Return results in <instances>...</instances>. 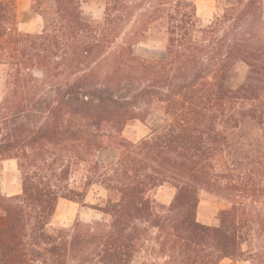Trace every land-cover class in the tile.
Masks as SVG:
<instances>
[{"label": "trees", "instance_id": "trees-1", "mask_svg": "<svg viewBox=\"0 0 264 264\" xmlns=\"http://www.w3.org/2000/svg\"><path fill=\"white\" fill-rule=\"evenodd\" d=\"M216 2L221 14L200 28L191 0H105L100 25L82 0H31L43 21L31 34L18 30L15 0L0 1V160L21 176L20 194L0 192V264H131L152 234L169 264H219L242 259L254 231L253 264H264V0ZM163 19L165 57L135 55ZM238 63L248 73L234 86ZM155 106L166 126L121 138ZM109 147L117 158L96 160ZM165 184L175 196L161 215L150 193ZM93 186L103 205L86 204ZM202 192L230 204L217 226L196 219ZM59 199L104 218L50 233Z\"/></svg>", "mask_w": 264, "mask_h": 264}, {"label": "rangeland", "instance_id": "rangeland-1", "mask_svg": "<svg viewBox=\"0 0 264 264\" xmlns=\"http://www.w3.org/2000/svg\"><path fill=\"white\" fill-rule=\"evenodd\" d=\"M6 1V0H0ZM196 7V14L199 18V27L206 28L214 20V17L221 14L217 8L216 0H191ZM31 0H15V10L17 14L18 30L25 33H38L43 28V21L40 17L30 12ZM105 0H82V11L84 17L93 25H100L104 20ZM198 36H200L198 34ZM167 34L166 21L156 22L150 26L149 30L139 38L134 46L135 55L155 60L164 58L166 55ZM248 73V68L238 63L234 67L233 84L240 85ZM7 67L0 65V102L6 91ZM168 123L161 106H155L150 110L149 115L143 120H132L121 133V138L137 142L152 132L159 131ZM117 151L114 148H106L96 155V160L102 163H110L117 158ZM84 168H74L70 177V185L77 187L82 182ZM0 192L6 196H14L21 193V176L15 160H0ZM175 196V189L170 185H163L150 193L153 199L155 211L161 215L166 214V210L172 203ZM107 199V192L99 187H91L86 197L88 205H103ZM72 206V207H71ZM74 205H60L57 208L56 215L48 226V232L54 233L60 228H67L79 221L83 224L99 221L103 217L96 210L82 207H73ZM230 207V204L224 199L202 192L199 197V204L196 211V219L199 223L208 226H217L219 224V213ZM75 208H79V213L75 216ZM106 218V217H105ZM147 240L141 249L135 254L131 264H169L170 259L159 252V248L153 240ZM261 239L258 238L255 231L242 245L244 256L240 260L230 261L222 260L219 264H253L252 257L259 251ZM36 264H42L37 262Z\"/></svg>", "mask_w": 264, "mask_h": 264}, {"label": "crops", "instance_id": "crops-1", "mask_svg": "<svg viewBox=\"0 0 264 264\" xmlns=\"http://www.w3.org/2000/svg\"><path fill=\"white\" fill-rule=\"evenodd\" d=\"M60 205H66V206H69V205H74L73 207H79L77 203H73V202H70V201H67V200H64V199H59L58 203H57V208L60 206ZM72 207V206H71ZM57 208L55 210V215L57 213ZM79 208H75V216L79 213L78 211ZM4 222H5V218H4V215L1 214L0 215V226L4 225Z\"/></svg>", "mask_w": 264, "mask_h": 264}]
</instances>
